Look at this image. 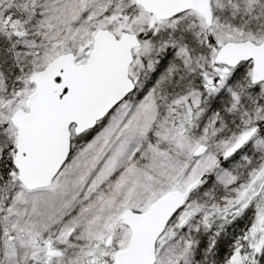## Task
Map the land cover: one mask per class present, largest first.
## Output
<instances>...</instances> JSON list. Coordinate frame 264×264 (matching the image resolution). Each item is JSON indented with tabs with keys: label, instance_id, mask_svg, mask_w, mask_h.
I'll return each mask as SVG.
<instances>
[{
	"label": "snow or ice",
	"instance_id": "1",
	"mask_svg": "<svg viewBox=\"0 0 264 264\" xmlns=\"http://www.w3.org/2000/svg\"><path fill=\"white\" fill-rule=\"evenodd\" d=\"M0 264H264V0H0Z\"/></svg>",
	"mask_w": 264,
	"mask_h": 264
}]
</instances>
